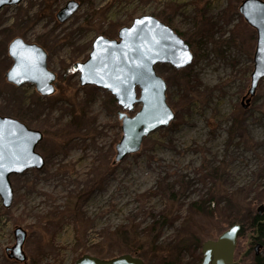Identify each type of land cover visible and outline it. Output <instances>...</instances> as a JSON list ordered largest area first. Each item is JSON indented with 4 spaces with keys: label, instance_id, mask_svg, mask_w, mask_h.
Listing matches in <instances>:
<instances>
[{
    "label": "rangeland",
    "instance_id": "obj_1",
    "mask_svg": "<svg viewBox=\"0 0 264 264\" xmlns=\"http://www.w3.org/2000/svg\"><path fill=\"white\" fill-rule=\"evenodd\" d=\"M69 1L79 8L60 23L56 14ZM242 2L23 0L0 10V116L42 134L36 152L44 160L41 170L10 177L9 208L0 199V264H74L84 254L112 259L128 254L136 238L146 239L143 249L161 250L143 255L144 264H161L180 248L187 263L189 252L200 254L204 241L231 226L224 222L229 214L242 225L234 261L254 264L245 243L251 218L264 205L256 202L264 197V78L250 93L256 34L240 26ZM143 16L191 41L193 60L181 72L155 67L174 118L146 137L138 153L113 164L121 138L118 108L106 91L81 87L73 65L87 59L95 38L116 39L120 28ZM251 34L248 49L242 39ZM15 38L42 49L56 76L53 94L5 80ZM212 187L220 194L206 203ZM228 199H236L237 209L230 210ZM253 202L254 213L247 214L242 207ZM191 203L204 209L201 216L190 215ZM162 221L148 231L151 222ZM17 228L25 238L15 251Z\"/></svg>",
    "mask_w": 264,
    "mask_h": 264
},
{
    "label": "water",
    "instance_id": "obj_2",
    "mask_svg": "<svg viewBox=\"0 0 264 264\" xmlns=\"http://www.w3.org/2000/svg\"><path fill=\"white\" fill-rule=\"evenodd\" d=\"M22 1L0 0V10L16 6ZM78 8L76 2H67L57 12V21L66 22ZM239 12L256 33L254 69L249 91L252 93L264 78V1L244 0ZM137 21L143 23L137 24ZM7 54L12 61L10 69L4 74L8 83L17 87L33 85L36 92L44 96L54 93L56 76L48 70L41 48L15 38L8 45ZM192 60L189 46L177 33L157 19L143 16L134 19L129 27L120 28L116 39L103 36L95 38L87 59L73 65L81 87L91 86L106 91L118 108L116 117L120 122L121 138L115 145L113 164L138 153L146 137L167 127L174 118L166 102V83L156 74L155 67L168 65L175 71H182ZM136 107L139 109L135 112ZM131 113L132 116L129 115ZM42 138L39 131L29 129L20 121L0 116V157L3 164L0 169V199L4 208H9L13 199L10 177L43 168L44 160L36 152ZM263 211V206L256 208L257 215ZM240 229V225L233 224L215 240L204 241L199 264H238L234 261V252ZM14 237V250L18 251L25 234L17 228ZM74 264L144 263L141 258L130 254L106 260L84 254Z\"/></svg>",
    "mask_w": 264,
    "mask_h": 264
},
{
    "label": "trees",
    "instance_id": "obj_3",
    "mask_svg": "<svg viewBox=\"0 0 264 264\" xmlns=\"http://www.w3.org/2000/svg\"><path fill=\"white\" fill-rule=\"evenodd\" d=\"M244 1V0H243ZM241 5V4H240ZM240 5L238 6V9L240 7ZM239 11V10H238ZM240 14V12H239ZM241 27H243L244 29L248 28L249 30H251L252 32L255 33L254 30H252L247 24L246 22H242V24L240 25ZM206 27H202L200 30V34L202 36H205L206 37V32H205V29ZM253 35L251 34L250 37H247L246 39H242V44L244 43H247V46L246 48L248 49H253ZM188 46H191V41H187L185 42ZM255 49V48H254ZM253 56H254V50H253ZM181 72V71H180ZM172 188V187H171ZM210 196L209 198L205 201L206 203H214L215 200H216V196H218L220 194V192L215 188V187H212L210 189ZM260 198V197H259ZM256 200V202H259V203H264V197H262V199H259ZM173 199H175V195L174 194H170V200L172 201ZM231 203V199H228ZM235 200L234 199V202L232 203V207L230 210L232 209H237L235 206H234V203H235ZM253 203L251 204H248V206H243L242 208L245 209V211L247 212V214L251 213L252 212L254 213V207H253ZM242 209V210H243ZM229 210V211H230ZM204 212V209H202L198 203H191L189 205V213L190 215L192 216H201V214ZM236 214H239V213H236ZM234 215V214H233ZM231 214L227 215V218H226V221H224L225 223L229 224V225H233L235 223H241L240 220L237 219V216H233ZM168 216H165L164 218H167ZM193 218V217H192ZM258 220V215L255 213L252 218H251V226H252V222L254 221H257ZM164 224H166V222L162 221L160 222L159 224L156 223V222H151V224L149 225L148 227V231L151 233V232H155L156 230H158V228H160V226H163ZM159 225L156 229L155 227ZM241 225V224H240ZM241 228H242V225H241ZM121 230H118V233L121 232ZM242 233V229H240V232H239V235ZM259 233L261 234H264V225H262L260 228H259ZM238 235V236H239ZM194 239H196V237H193ZM261 238L264 239V235L262 236L261 235ZM146 239H139V238H136V239H133V245H127L125 242L124 244L127 245V253L132 255V256H136V257H139L141 258L143 255L144 256H150L152 254H161V250L160 252L158 250H156V247H153L152 245H149L147 247V249H143L142 246L145 242ZM193 240V239H192ZM194 241V240H193ZM142 245V246H141ZM195 248H198L199 249V245L196 244L195 245ZM182 251L183 249L180 248ZM180 249L178 250V255H174L173 258L171 259H164L161 264H199V262L201 261V255L200 254H197V253H192V252H189L188 249L184 248L185 251L189 252V255H190V260L187 261V263H184L183 262V257L181 256L183 253L181 252L180 253ZM196 252V251H195ZM123 255V254H122ZM170 255H172V253L170 254L169 253V258H170ZM257 261V260H256ZM254 264H264V263H257V262H254Z\"/></svg>",
    "mask_w": 264,
    "mask_h": 264
},
{
    "label": "flooded vegetation",
    "instance_id": "obj_4",
    "mask_svg": "<svg viewBox=\"0 0 264 264\" xmlns=\"http://www.w3.org/2000/svg\"><path fill=\"white\" fill-rule=\"evenodd\" d=\"M262 206L264 207V205ZM262 225H264V211L261 215H258L257 221L252 222L253 232L247 234V240L245 243V253H248L252 250L254 255V261L257 263H264V258L259 257L264 249V239L261 238V235L263 236L264 234L259 233V228ZM239 260H242V258H240Z\"/></svg>",
    "mask_w": 264,
    "mask_h": 264
},
{
    "label": "snow or ice",
    "instance_id": "obj_5",
    "mask_svg": "<svg viewBox=\"0 0 264 264\" xmlns=\"http://www.w3.org/2000/svg\"><path fill=\"white\" fill-rule=\"evenodd\" d=\"M143 21H137V24H142ZM133 32H135V29L132 30ZM169 118H170V114H169ZM161 122H166V121H161ZM3 168V164H2V157H0V169ZM0 176H2V171H0Z\"/></svg>",
    "mask_w": 264,
    "mask_h": 264
}]
</instances>
